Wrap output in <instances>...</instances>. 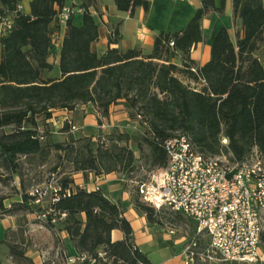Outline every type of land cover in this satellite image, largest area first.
I'll return each instance as SVG.
<instances>
[{
	"label": "trees",
	"instance_id": "trees-1",
	"mask_svg": "<svg viewBox=\"0 0 264 264\" xmlns=\"http://www.w3.org/2000/svg\"><path fill=\"white\" fill-rule=\"evenodd\" d=\"M65 1L0 0V21L12 15L11 29L0 36V172L20 178L22 164L43 166L51 156L56 159L51 174L59 175L54 185L59 189L58 200L50 201L48 208L34 205L36 196L21 192L20 200L10 210L2 208L1 215L39 216L52 210L44 226L53 233L67 234L78 255L85 257L81 264H103L97 256L100 252L112 264H151L133 245L131 226L118 203L99 190L72 187L74 173L100 176L114 172L117 166L133 171L131 152L117 145L126 144L128 136L114 129L117 139L112 147L117 153L112 148L93 151L88 139L77 147L48 141L38 130V119L49 120L52 112L73 111L77 105L90 106L106 119L109 108L120 104L131 120L137 118L144 125L143 141L156 169L165 167L162 146L175 134L185 135L193 149L207 158L219 156L223 149L242 160L254 148L264 158V7L261 0H232L234 39L226 29L218 30L209 61L198 67L189 54L202 42L201 20L211 11L220 13L225 0H220L218 8L214 0H200V8L185 28L157 33L146 56L137 49L110 48L118 44L117 29L111 32L107 49L100 55L94 52L99 27L89 9L94 8L95 0H80L81 25L74 26L71 17L65 23L58 49L59 78H44L42 72L53 68L48 62L50 27ZM22 2H28L27 14L18 10ZM112 2L129 17L137 8L147 12L150 5L147 0ZM179 75L201 88L184 84ZM222 138L227 140L225 148L220 145ZM65 163L69 173L61 170ZM136 189L134 208L148 224L156 225L161 211L142 203ZM62 214L64 218H60ZM113 230L123 234L121 241L111 242ZM1 244L7 247L13 264H31L21 243L5 237Z\"/></svg>",
	"mask_w": 264,
	"mask_h": 264
},
{
	"label": "built area",
	"instance_id": "built-area-1",
	"mask_svg": "<svg viewBox=\"0 0 264 264\" xmlns=\"http://www.w3.org/2000/svg\"><path fill=\"white\" fill-rule=\"evenodd\" d=\"M58 17L65 25L70 10L63 6ZM11 27L12 19H2L0 36ZM221 143L226 146L227 140L222 138ZM162 147L165 167L139 182L136 192L141 202L155 211L178 213L194 223L195 234L183 250L185 264H203L216 257L229 264H264L260 250L264 230V158L258 150L252 149L242 160H235L230 153L227 157L207 158L198 154L182 134H175ZM50 190V200L56 202L59 189L53 186ZM30 195L36 196L34 205L41 203L42 195L38 191ZM50 213L52 210L37 219L43 220ZM168 234L174 236L176 230L169 228ZM204 238L206 246L200 244ZM97 256L103 264H112L104 253ZM58 260L76 264L85 257H71L64 251L53 256L47 252L41 254L43 264H56Z\"/></svg>",
	"mask_w": 264,
	"mask_h": 264
},
{
	"label": "crops",
	"instance_id": "crops-1",
	"mask_svg": "<svg viewBox=\"0 0 264 264\" xmlns=\"http://www.w3.org/2000/svg\"><path fill=\"white\" fill-rule=\"evenodd\" d=\"M105 1V2H104ZM149 1V10L144 12L141 8H137L133 17H129L127 13L118 17L119 13L112 0H95L94 8L89 11L99 27L98 40L92 45V49L98 55L102 54L108 47V38L114 29L118 30L119 41L118 44H111L110 48H119L122 51L128 49H137L146 56L150 54L153 45V38L159 32L175 33L182 31L188 21L192 18L195 11L200 8V0H147ZM109 3L112 5L108 6ZM68 0L65 1L66 7ZM220 0H214L215 8H218ZM262 7H264V0H261ZM21 11L25 14L29 12L28 2H22ZM97 11L98 14H97ZM77 13L81 15L80 10ZM75 15V14H74ZM74 15L71 17L74 26ZM81 23V22H80ZM81 25V24H80ZM79 27V26H76ZM202 32V42L193 46L190 50L189 58L195 66L202 67L210 59V46L213 37L221 28L228 31L230 37H235V26L232 16V0H225L223 10L218 13L211 11L207 13L200 23ZM240 31V30H239ZM242 36V31L239 32ZM62 40V39H61ZM61 42V41H60ZM174 63L180 64L179 60H173ZM262 64H264V55H262ZM86 109L87 106H81ZM75 110V109H74ZM73 110V111H74ZM73 111L56 110L57 112H66L72 114ZM114 112L113 115L111 113ZM93 113H95L93 111ZM126 113L123 111V106L120 104L112 105L109 108V119L114 121L126 120ZM53 116V114H52ZM85 121H90V126L94 125V116L88 115L84 117ZM112 123V121H110ZM73 188H79L86 192L101 191L112 202L118 203L124 210V218L128 221L132 229V243L143 253L151 264H185L183 257V250L190 238L195 234V225L192 221L178 214L186 222L187 231L171 236L168 234L169 227L165 230L155 228V225L147 223L145 217L137 212L132 202V189L128 186L119 184L121 180L117 179L114 172L94 176L87 173L83 176L82 173L72 174ZM97 189V190H96ZM50 201L41 204L42 208H48ZM18 202V201H17ZM1 229L3 230V240L8 230L16 229V215H0ZM83 219V215H81ZM43 222V221H41ZM39 229L44 230L33 235V246H27L25 256L31 261V264H43L41 261V254L44 252L51 253L53 256L58 251H64L68 256L79 257L76 250L70 243L65 232L53 233L44 225H40ZM175 229V228H174ZM176 230V229H175ZM264 238V230L261 233V239ZM123 234L118 230H113L110 233L111 242L121 241ZM46 244L48 249L44 248ZM42 247V248H41ZM3 254L6 262L1 261L0 264H13L8 255V249L3 245ZM260 250L264 256V250ZM78 262L76 264H81ZM56 264H63L58 260ZM203 264H229L224 263L215 258Z\"/></svg>",
	"mask_w": 264,
	"mask_h": 264
},
{
	"label": "rangeland",
	"instance_id": "rangeland-1",
	"mask_svg": "<svg viewBox=\"0 0 264 264\" xmlns=\"http://www.w3.org/2000/svg\"><path fill=\"white\" fill-rule=\"evenodd\" d=\"M105 2V1H104ZM112 5L109 3L108 6ZM66 7L70 10V17L74 14V24L80 26L81 15L77 13V10L81 12V1L80 0H68ZM99 11H97L98 14ZM118 17L123 16L124 13H117ZM8 18L12 19V15L8 14ZM65 25L62 24L59 17L50 27V38H51V50L48 58V62L53 66L52 70L49 72H42L44 78H59V72L57 69L58 63V49L60 46V41L64 34ZM179 79L184 84H189L191 88L200 89L201 84L192 83L186 80L183 76L179 75ZM82 105H77L72 114H67L66 112H52L53 116L49 120L44 121L43 118L38 119V130L42 135L46 137L48 141L59 142V143H71L74 147L81 145L84 140H90L93 146V151L97 148L107 149L112 148L114 153H117V149L113 148V141L117 139V134L113 132L117 129L121 133L128 136L129 140L126 144L118 143V147H125L126 151L131 152L133 157V171L129 172L122 166H117L114 173L116 174L119 184L132 189V202L135 195V188L139 182H144L148 179L149 175L155 171V167L151 165V160L149 158L150 151L147 144L143 141V135L145 133V127L139 119L131 120L128 113H126V120L114 121L108 118H103L100 114L93 113L90 106L86 109L81 108ZM93 115L94 125L90 126V121H85L84 117L88 115ZM114 112L111 113L113 115ZM112 121V123L110 122ZM66 125V126H65ZM66 127H68L66 129ZM8 131V129H6ZM221 147L225 148L227 146L220 142ZM229 152H224L222 149L219 156L217 157H227ZM53 155V154H52ZM50 160L43 166H38L35 163L22 164L20 169L21 177L11 176L4 172H0V205L2 208L11 209V205L20 200L19 193H35L38 191L41 197V205L45 204L51 198L50 187H53L56 181L59 179L57 173L51 174V169L56 163V159L50 156ZM23 163V160H21ZM69 165L63 164L61 170L65 173H69ZM44 213V212H42ZM41 213V214H42ZM40 214V213H39ZM1 215V211H0ZM1 217V216H0ZM37 214H23L18 212L16 215V229L8 230L5 234L7 241L21 243L22 249L26 252L27 246H33V235L37 232L44 231L39 229L40 225H44V219L38 220ZM43 221V222H41ZM157 224L155 228L165 230L169 227L175 228L178 233H183L187 231L188 228L185 226L186 222L180 216L172 214L170 211H161L158 215ZM0 223V259L6 262L5 256L3 254V230L1 229ZM46 232V231H44ZM177 234V233H176ZM42 249H48L46 244ZM200 244L206 246L207 239L204 238L200 241ZM261 249L264 250V238L261 240ZM217 258V257H216Z\"/></svg>",
	"mask_w": 264,
	"mask_h": 264
}]
</instances>
